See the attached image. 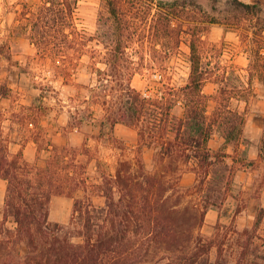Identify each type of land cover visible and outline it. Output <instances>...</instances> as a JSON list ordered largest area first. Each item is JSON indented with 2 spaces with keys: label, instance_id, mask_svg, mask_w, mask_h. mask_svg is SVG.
Masks as SVG:
<instances>
[{
  "label": "trees",
  "instance_id": "trees-1",
  "mask_svg": "<svg viewBox=\"0 0 264 264\" xmlns=\"http://www.w3.org/2000/svg\"><path fill=\"white\" fill-rule=\"evenodd\" d=\"M101 2L95 33L78 27L77 0H41L22 23L29 29L38 58L49 60L63 83L85 90L82 107L73 104L71 97L62 132L81 131L97 117L99 131L92 136L123 149L114 134L115 125L123 123L137 130L136 154L119 159L109 172L91 154L87 138L77 144L68 136L65 143H55L52 137L60 129L49 132L47 120L42 119L48 93L41 90L38 107L23 103L14 113L15 117L24 113L17 122L29 131L38 156L44 154L42 164L28 161L26 143L15 150L12 144L17 142L4 135L1 104L12 89L1 81L0 178L6 181V189L0 216V264H211L212 241L199 230L207 210L218 198L223 200L228 177L221 169L227 170L228 164L210 148L209 140L220 132L227 145L243 118L238 122L236 115L227 117L219 108L209 109L213 96L203 92L207 72L194 47L189 75L178 87L147 93L133 86L132 77L140 72L144 56L137 61L130 48L164 45L173 29V13L159 4L152 14L149 6L135 15L134 0ZM236 5L262 22L254 31L256 48L249 65L264 88L260 1L236 0ZM135 26L139 32L133 30ZM178 103L179 114L174 111ZM145 148L155 149L154 170L145 166ZM258 155L264 159V128ZM188 169L196 173L204 191L199 201H194L193 192L182 191L180 176ZM78 191L82 195L74 198L70 222L50 221L51 197ZM96 196L102 203L94 201ZM263 217L264 209L259 208L254 223L243 228L245 237L235 264H259L249 253L256 251L250 249L252 231H258ZM260 257L264 264V252Z\"/></svg>",
  "mask_w": 264,
  "mask_h": 264
},
{
  "label": "rangeland",
  "instance_id": "rangeland-1",
  "mask_svg": "<svg viewBox=\"0 0 264 264\" xmlns=\"http://www.w3.org/2000/svg\"><path fill=\"white\" fill-rule=\"evenodd\" d=\"M40 1L0 0V82L5 81L12 89L10 98L1 104L4 135H9L10 139L17 142L12 144L15 150L26 143L24 152L28 161L38 160V163H43L44 154L38 156L35 143L28 136L29 131L17 122L24 113L21 112L17 117L14 113L23 103H34L38 107V94L44 90L48 93L46 101L49 105L42 119L47 120L49 132L60 129L53 135V141L63 144L70 136V141L78 144L87 138L91 154L99 157L103 171L111 172L119 159L134 157L136 154L137 130L123 123L115 125L114 134L122 140L123 149L92 136L99 131L97 117L84 124L81 131L72 134L62 132L61 127L68 121L71 97L76 101L73 104L82 107L85 90L80 85L63 83L62 76L50 61L38 58L28 38L29 29L22 22L26 23L25 17L33 15ZM258 1L262 8L258 15L264 17V0ZM159 4L173 13L171 35L165 39L164 45L134 44L130 48L137 61L139 55L144 56L143 62L139 60L142 63L140 72L132 77L131 83L147 93L178 87L189 75L190 55L194 47L207 72L203 92L213 96L208 101L209 109L219 108L227 117L236 115L238 122L243 118L242 123L238 124L241 127L239 132H235L227 145L225 142L218 143L223 137L220 132H215L210 142L212 149L228 164L227 170L221 169L228 178L223 200L218 198L217 203L207 210L199 230L212 241L211 264H235L240 243L245 237L243 228L254 223L259 208L264 209V159L260 156L250 157L261 146L264 88L253 65H249V57L256 48L254 31L262 22L257 15L240 9L236 0H134L133 11L139 15L151 6L152 14ZM102 10L101 0H77L74 14L78 27L95 33ZM134 19L137 20L136 17ZM133 30L140 31L136 26ZM261 53L264 54V49ZM85 83L86 80H79V84ZM174 111L177 114L182 112L180 103ZM143 158L148 170L157 168L154 148H145ZM244 168L253 171L255 177H246L242 171ZM180 177L182 191L193 192L194 201H199L204 191L199 189L196 173L188 169ZM5 189L6 181L0 178V216ZM81 195V191L73 196L54 194L49 203V220L68 224L74 198ZM94 201L102 203V198L96 196ZM252 234L250 249L255 247L256 251L249 253V257L256 256L260 264V255L264 252V240L260 238L264 239V217L258 231H252Z\"/></svg>",
  "mask_w": 264,
  "mask_h": 264
},
{
  "label": "crops",
  "instance_id": "crops-1",
  "mask_svg": "<svg viewBox=\"0 0 264 264\" xmlns=\"http://www.w3.org/2000/svg\"><path fill=\"white\" fill-rule=\"evenodd\" d=\"M213 140V136L211 137V139L209 140V146H210V148L212 149V147H211V145H210V142ZM225 141V139H224V137H221V139L218 141V143H220V142H224ZM221 144V143H220ZM213 150V149H212ZM214 151V150H213ZM257 156H259L258 155V152H256L255 154L253 153V155L251 154V158H256ZM246 168V167H245ZM243 169L242 171H243V173L245 174V176L246 177H255V174L253 173V171H251V170H249V168H247V169Z\"/></svg>",
  "mask_w": 264,
  "mask_h": 264
}]
</instances>
